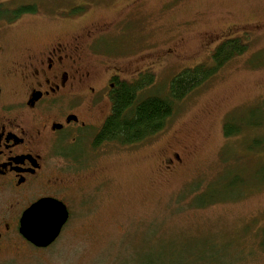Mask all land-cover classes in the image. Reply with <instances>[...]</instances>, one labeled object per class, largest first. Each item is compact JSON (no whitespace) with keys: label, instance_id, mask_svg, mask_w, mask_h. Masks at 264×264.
<instances>
[{"label":"rangeland","instance_id":"obj_1","mask_svg":"<svg viewBox=\"0 0 264 264\" xmlns=\"http://www.w3.org/2000/svg\"><path fill=\"white\" fill-rule=\"evenodd\" d=\"M21 1L34 3L37 11L14 24L0 23V44L8 53L0 69L46 41L71 43L90 29L113 25L103 39L112 65L129 81L153 73V85L142 97L168 96L170 80L208 62L224 39L240 36L248 49L175 103L159 134L139 144H106L101 159L88 145L94 132L80 135L74 151L91 159L107 184L96 191L85 184L86 192H74L70 222L54 246L34 251L21 241L0 264H264L258 244L264 224V150L258 149L264 147V127L222 135L229 115H246L264 101V0ZM208 35L212 42L203 46ZM168 48L174 56L165 55ZM100 56L107 57L89 59ZM92 60L85 67L97 80L102 65ZM109 105L99 111L95 131ZM249 137H262L258 147L245 142ZM172 151L181 163L167 173L162 158ZM8 203L0 197V212Z\"/></svg>","mask_w":264,"mask_h":264},{"label":"flooded vegetation","instance_id":"obj_2","mask_svg":"<svg viewBox=\"0 0 264 264\" xmlns=\"http://www.w3.org/2000/svg\"><path fill=\"white\" fill-rule=\"evenodd\" d=\"M112 26L90 29L83 40L76 37L71 43L46 41L0 69V197L9 200L0 212V257L21 241L34 251L54 246L70 222L74 192H86L85 184L92 185L87 191H96L108 182L91 159H80L74 149L83 134L93 132L88 145L99 153V159L106 156V144H111H97L94 138L100 126L98 113L105 102L111 104L114 79L126 80L112 65L113 56L103 41ZM211 42L208 35L202 45ZM7 54L0 44V58ZM91 54L107 56L91 59L102 65L103 75L97 80L85 67ZM165 55L174 56V50L168 48ZM180 163L178 152L172 151L162 158V169L173 173ZM42 198L62 202L68 219L49 246L36 248L20 235L19 221L24 210Z\"/></svg>","mask_w":264,"mask_h":264},{"label":"trees","instance_id":"obj_3","mask_svg":"<svg viewBox=\"0 0 264 264\" xmlns=\"http://www.w3.org/2000/svg\"><path fill=\"white\" fill-rule=\"evenodd\" d=\"M17 0H0V23L14 24L23 14L37 11L34 3ZM248 42L240 36L224 39L216 45L208 62H202L191 68L182 69L170 80L168 96L148 95L142 92L153 85L154 75L140 74L136 80L114 79L111 92V110L100 127L94 140L97 144L111 143L121 146L139 144L151 136L159 134L171 118L175 103H180L192 90L203 86L224 67L230 60L243 55L248 49ZM264 101L255 108L248 110L246 115H229L223 123L222 135L225 139L238 137L243 132L264 127ZM262 140L249 137L248 144L258 147ZM258 149H263L260 147ZM203 204V203H201ZM258 242L264 253V224L260 230Z\"/></svg>","mask_w":264,"mask_h":264},{"label":"water","instance_id":"obj_4","mask_svg":"<svg viewBox=\"0 0 264 264\" xmlns=\"http://www.w3.org/2000/svg\"><path fill=\"white\" fill-rule=\"evenodd\" d=\"M65 205L53 198H42L29 206L19 221V233L36 248L49 246L67 222Z\"/></svg>","mask_w":264,"mask_h":264}]
</instances>
